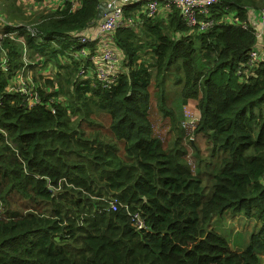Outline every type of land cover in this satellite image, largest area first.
Returning <instances> with one entry per match:
<instances>
[{"label":"trees","instance_id":"1","mask_svg":"<svg viewBox=\"0 0 264 264\" xmlns=\"http://www.w3.org/2000/svg\"><path fill=\"white\" fill-rule=\"evenodd\" d=\"M146 2L125 4V16ZM102 3L81 0L70 11L58 2L32 24L8 20L5 30L25 41L2 38L0 264H264V63L239 72L257 44L249 8L264 0L196 11L198 24L215 21L204 31L175 6L154 17L140 11V29L113 33L122 68L110 88L96 75L79 77L93 62L76 59L83 44L70 41L102 18ZM24 52L55 67L30 108L25 93L7 89ZM171 78L181 107L196 100L192 130L211 148L195 169L194 139L178 121L175 135L166 130L168 110L162 121L154 113ZM113 197L122 202L116 210ZM127 207L146 227L133 224ZM227 210L261 222L241 251L212 225Z\"/></svg>","mask_w":264,"mask_h":264},{"label":"built area","instance_id":"2","mask_svg":"<svg viewBox=\"0 0 264 264\" xmlns=\"http://www.w3.org/2000/svg\"><path fill=\"white\" fill-rule=\"evenodd\" d=\"M106 5V11L103 15V18L97 21L95 24L90 25L86 28L77 39L80 43L84 45L81 51H76L73 53L75 58L83 57L84 59L90 60L93 62V65H87L78 69V75L80 78H84L87 75L93 76L96 75L103 87H112L118 79L119 72L122 68V57L119 49L114 47L113 40L114 37L112 32L119 27L120 25L126 23L125 27H136L142 21V18L137 16H125L124 3L126 0H102ZM144 7V12L147 16L154 17L157 15H162L163 12L172 8V5H176L181 9V12L184 18L187 20V24L194 25L197 24L195 13L196 11H208L209 5L214 3L217 0H146ZM162 1V2H161ZM69 3L70 11L76 10L80 7L81 0H61L60 6L63 7L65 3ZM249 22L250 25L255 29V34L257 38L256 46L249 51L248 59L245 65L240 67L239 72H246L245 66L256 67L261 63H264V5L257 8H249ZM0 14H2L0 12ZM138 18V19H137ZM232 18V17H231ZM1 22V15H0ZM215 22L212 19H202L199 21V30L204 31L209 27L213 26ZM245 28L248 27L247 24H243ZM30 30H36L34 27H30ZM7 35V34H5ZM8 35L13 36V33ZM0 34V50L2 48ZM17 39H24V35L17 36ZM96 41V44L93 45L95 51L90 52L87 50L92 42ZM97 45H100L97 49L94 48ZM91 53V54H90ZM6 57V56H4ZM3 59V58H2ZM7 60V58H6ZM1 60L2 66L6 61ZM8 64V63H7ZM40 64V63H39ZM42 65V64H40ZM248 69V68H247ZM18 76V74H17ZM49 76V75H48ZM19 77H24V82L22 79H16V82H9L7 89L11 92H23L27 95L29 104L26 107H33L34 104L40 102V97L38 95V80L37 78L29 75L27 77L19 75ZM33 77V78H32ZM60 99V96H58ZM52 112H55V109L52 108ZM198 121V116L191 113L186 109L184 120H182V125L186 129L192 130ZM122 205V202L117 198L113 197L110 200V206L113 210L118 209ZM128 212L130 213L133 224L138 228L146 227V222L144 218L138 211L133 212L127 207Z\"/></svg>","mask_w":264,"mask_h":264},{"label":"rangeland","instance_id":"3","mask_svg":"<svg viewBox=\"0 0 264 264\" xmlns=\"http://www.w3.org/2000/svg\"><path fill=\"white\" fill-rule=\"evenodd\" d=\"M57 1V0H56ZM55 0H0V9L3 11L1 15L0 22V30H3L6 26L12 25L8 20L11 18H17L26 23H33V20L41 14H46L47 12L52 10V7L56 4ZM162 2V1H161ZM141 7H145L142 5ZM142 24H138L134 29H140ZM16 33L14 32L13 35ZM20 41V39H19ZM25 41V39H23ZM26 52H24L25 63L17 68L16 73L12 76L9 82H16V79H22L24 82V77H19V75H23L25 77L31 75L37 78L42 84L46 85V79H51L53 76V72H55L54 64L49 61L45 67L36 63L37 59L40 57L35 55V59L33 61L27 60ZM4 55V51L1 53ZM6 60V57H3L2 60ZM32 63V64H30ZM36 63V64H35ZM30 64V66H29ZM7 60L4 63V66H7ZM18 74V76H17ZM49 75V76H48ZM32 77V78H33ZM47 77V78H46ZM174 80H168V83L165 86V99L164 101L153 99L154 104V113L161 119L164 118L163 111L168 110L170 116L174 115V120L172 118L167 119V129L170 132H173V135L176 133V129L174 130L173 125L177 126V121L180 124V128H184L182 125V120H184V115L186 109L188 107H195L196 100H191L190 104L180 106L178 100V88L175 87L172 83ZM163 110V111H162ZM195 113L199 114V110L196 108L192 109ZM173 111V113L171 112ZM95 116H98L94 114ZM103 120L106 122L108 118L106 115H102ZM102 121V120H100ZM156 124V119H154ZM157 127V126H156ZM161 131H163L162 123L159 124ZM185 129V132L191 139H194L196 146H191L189 149V159L193 168H196V165L199 163L200 159L208 160L210 159L211 148L209 143L202 138H198L193 130ZM163 133V132H162ZM164 134V133H163ZM187 142V139H185ZM188 143V142H187ZM189 144V143H188ZM198 155L196 158L194 155ZM261 224L260 221H256L252 218H248L244 216V214H233L230 210L225 211L223 215L216 217L212 221V225L214 228L221 234L227 237L230 247L233 250L241 251L244 249L250 241V235L253 231L257 229V227ZM261 261L264 260V252L261 253Z\"/></svg>","mask_w":264,"mask_h":264},{"label":"bare ground","instance_id":"4","mask_svg":"<svg viewBox=\"0 0 264 264\" xmlns=\"http://www.w3.org/2000/svg\"><path fill=\"white\" fill-rule=\"evenodd\" d=\"M133 1H135V0H126V2L123 4V5H125V4H132V2ZM58 2L59 3H61V0H58ZM136 2V1H135ZM218 2V0L217 1H215L214 3H217ZM177 7L176 5H172V7ZM177 8H179V7H177ZM142 10H138L137 12H136V16H135V18L139 15V13H140V11H144L143 9H144V7L143 8H141ZM179 10H180V12H181V9L179 8ZM199 12H202V11H199ZM105 13V12H104ZM204 14H208V13H210V10H208V11H204L203 12ZM181 14H182V12H181ZM104 15V14H103ZM103 15H102V18H103ZM101 18V19H102ZM100 19V20H101ZM138 19V18H137ZM206 19H212V18H206ZM184 20L187 22V20L184 18ZM204 20V19H203ZM213 20V19H212ZM214 21V20H213ZM215 22V21H214ZM188 23V22H187ZM198 24V23H197ZM126 25H128V24H126V23H124V24H122V25H120V26H126ZM190 25V24H189ZM199 25V24H198ZM119 26V27H120ZM30 27H28V29H29ZM118 28V27H117ZM116 28V29H117ZM115 29V30H116ZM114 30V31H115ZM114 31L112 32V35H113V33H114ZM264 32V31H263ZM70 41H72V42H74V41H76L77 42V44H79L80 42L77 40V39H71ZM82 44V43H81ZM91 44H93V45H95L96 44V41H94V42H92ZM114 44V43H113ZM100 45H97L96 47H94V48H98ZM84 47V45L82 46V48ZM114 47H115V45H114ZM74 48H76V46H74ZM82 48H80V49H75V50H73V53L74 52H76V51H81L82 50ZM92 47L91 46H89L88 47V49L87 50H90ZM26 50V48L24 49V51ZM93 51H95V49H91V51L90 52H93ZM91 54V53H90ZM73 55V54H72ZM81 58H83V57H80V58H76V59H81ZM83 67V66H82ZM88 76V75H87ZM87 76H85V77H87ZM99 79V78H98Z\"/></svg>","mask_w":264,"mask_h":264},{"label":"clouds","instance_id":"5","mask_svg":"<svg viewBox=\"0 0 264 264\" xmlns=\"http://www.w3.org/2000/svg\"><path fill=\"white\" fill-rule=\"evenodd\" d=\"M7 27H5L3 30H0V34H1V36H2V38L3 37H5V36H10V35H8L9 33H16L15 35H17V30L16 29H10V30H8V31H6L5 29H6ZM5 34H7V35H5ZM15 35H13V36H10V37H13V38H15ZM17 36H20V35H17ZM2 38H1V41H2ZM17 39V38H16ZM19 40V39H18ZM4 51V55H2V57H1V60H2V58L4 57V56H6V52H5V50H3V48H1V50H0V54L2 53ZM1 60H0V63H1Z\"/></svg>","mask_w":264,"mask_h":264},{"label":"crops","instance_id":"6","mask_svg":"<svg viewBox=\"0 0 264 264\" xmlns=\"http://www.w3.org/2000/svg\"><path fill=\"white\" fill-rule=\"evenodd\" d=\"M136 2H138V1H140V0H135ZM56 3H58V1H56ZM104 7H106V5L104 4V3H102V8H103V10H104ZM143 8V7H142ZM1 10V9H0ZM2 11V10H1ZM1 13H3V12H1ZM13 28H15V27H13Z\"/></svg>","mask_w":264,"mask_h":264}]
</instances>
